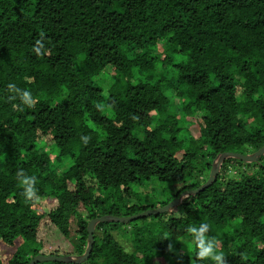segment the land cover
<instances>
[{
    "label": "trees",
    "instance_id": "trees-1",
    "mask_svg": "<svg viewBox=\"0 0 264 264\" xmlns=\"http://www.w3.org/2000/svg\"><path fill=\"white\" fill-rule=\"evenodd\" d=\"M263 146L264 0H0V264L83 254L92 219L157 208L127 203L133 188L160 183L164 206L219 153ZM21 168L38 202L21 195ZM151 217L158 227L99 223L80 264H213L181 251L202 222L226 264H264V155L225 160L211 186Z\"/></svg>",
    "mask_w": 264,
    "mask_h": 264
},
{
    "label": "clouds",
    "instance_id": "clouds-1",
    "mask_svg": "<svg viewBox=\"0 0 264 264\" xmlns=\"http://www.w3.org/2000/svg\"><path fill=\"white\" fill-rule=\"evenodd\" d=\"M43 34H41V40L36 41V45L33 50L36 54L42 55V49L44 45L42 43ZM8 91L14 93L10 99L15 100L19 98L22 104L28 108L35 107L37 99L33 97L32 93L28 89H21L14 83L7 85ZM14 107H17L14 105ZM85 143L88 142V137H82ZM16 178L18 185L22 188L21 195L25 198V202H38L39 197L37 195L38 190L36 188L37 177L34 175H28L23 168L18 169L16 172ZM185 236L179 241L182 244L190 241L195 246L196 258L198 260H211L213 264H226V257L223 251L218 250L220 248L219 242L215 237L208 235L210 231V225L206 222H202L199 226L189 225L185 230ZM190 250V249H189ZM130 249H125V252H129ZM167 251L175 252L174 244L170 241L167 247Z\"/></svg>",
    "mask_w": 264,
    "mask_h": 264
},
{
    "label": "water",
    "instance_id": "water-1",
    "mask_svg": "<svg viewBox=\"0 0 264 264\" xmlns=\"http://www.w3.org/2000/svg\"><path fill=\"white\" fill-rule=\"evenodd\" d=\"M262 155H264V146L248 154H242L239 152L219 153L217 157L214 159V161L212 162L211 171H210L208 180L204 184H202L200 187H198L197 189L188 190V191L183 192L178 198L172 200L171 202H169L168 204L162 207L145 210L135 215L114 216V215L106 214V215L94 218L88 223V226H87L88 243L86 246V250L84 251L83 254L62 255V256L39 254L35 256L28 264H38V263L45 262V261H58V262L75 263V264L83 263L89 258L91 254L93 244H94V232H95L96 226L99 223H102V222L129 223L133 220H136L142 217L158 215L161 213L168 212L171 207L181 204L183 200L186 199L187 197L196 195L199 192L211 186L217 180V175L221 169V166L225 162V160L230 159V158H235V159L242 160L246 163H251V162L259 161V158Z\"/></svg>",
    "mask_w": 264,
    "mask_h": 264
},
{
    "label": "rangeland",
    "instance_id": "rangeland-1",
    "mask_svg": "<svg viewBox=\"0 0 264 264\" xmlns=\"http://www.w3.org/2000/svg\"><path fill=\"white\" fill-rule=\"evenodd\" d=\"M222 168V166H221ZM221 171V169H220ZM219 171V172H220ZM237 170L235 168H230L229 169V173L230 175L234 174ZM154 186H156V189L152 190L151 186L150 185H147L148 187H145V189H142L141 191H139V188H133L132 189V193H131V196H130V199L128 198H125L126 202L129 203V204H134V203H139L141 201L138 200V197H144L145 198V203L146 204H154L158 207H161L162 206V202H163V194L161 193V184L159 183H156V184H153ZM150 187V188H149ZM152 221V223L154 224H150L149 222ZM161 222V220L159 218H153L151 216H147V219H144V218H141V219H138L137 221H134V228L136 229L135 226H140L141 224L144 225L146 228H148L150 225H155V227H158ZM128 228V227H127ZM145 233V235L148 233L147 230H144L143 231ZM121 242L123 243V245L126 246L127 249H132L131 248V245H132V235L133 234V231L131 233V231H128L127 235L125 234L124 230L121 229ZM128 238V239H127ZM182 239V237H181ZM190 249V250H189ZM181 251L184 253H190L191 252V243L188 241L186 242L185 244H183V247L181 249ZM159 262V260H157ZM160 262H163V259L160 260ZM164 264H168L166 261Z\"/></svg>",
    "mask_w": 264,
    "mask_h": 264
}]
</instances>
